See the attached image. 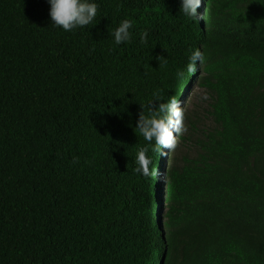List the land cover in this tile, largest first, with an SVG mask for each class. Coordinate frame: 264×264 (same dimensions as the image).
I'll return each instance as SVG.
<instances>
[{"label":"trees","instance_id":"1","mask_svg":"<svg viewBox=\"0 0 264 264\" xmlns=\"http://www.w3.org/2000/svg\"><path fill=\"white\" fill-rule=\"evenodd\" d=\"M96 3L66 32L48 0H0V264H264V0H201L194 18L180 0ZM196 49L214 126L186 116L163 195L136 124L183 97Z\"/></svg>","mask_w":264,"mask_h":264},{"label":"clouds","instance_id":"2","mask_svg":"<svg viewBox=\"0 0 264 264\" xmlns=\"http://www.w3.org/2000/svg\"><path fill=\"white\" fill-rule=\"evenodd\" d=\"M50 5V19L51 25L57 28H62L66 32L73 31L77 28H83L91 24L98 13V4L96 0H48ZM201 0H180V11L183 12L184 16L194 18L197 16L198 9L200 8ZM201 12H204L202 10ZM132 21L129 19H123L115 30L110 33L114 39L116 45L125 44L132 38ZM148 33L147 31L141 34L142 43H147ZM204 54L200 49H196L192 52L189 63L187 64V72L193 73V80H189L186 84V92L183 97L178 101L175 98L170 99L165 103H160L152 110L151 115H144L142 112L137 120L136 128L143 135L144 139L151 143L155 141V148L153 151H159L161 149V162L159 171L157 174L158 180L161 181V189L159 188L158 193L162 190V194L165 195L169 184V171L172 165L174 154L170 160V166L165 168L166 164V153L168 149L172 151V148L176 146L177 137L180 136L182 131H186L184 122L187 116L186 111L182 107V102L187 98L190 88L194 84L195 73L197 71L196 65L204 62ZM183 75V72L179 73ZM191 94V92H190ZM147 148L138 151L136 161L138 164L137 171L142 172L143 175H149V164L151 163L150 158L147 156ZM165 209L161 210V219H163ZM164 230V229H163Z\"/></svg>","mask_w":264,"mask_h":264},{"label":"rangeland","instance_id":"3","mask_svg":"<svg viewBox=\"0 0 264 264\" xmlns=\"http://www.w3.org/2000/svg\"><path fill=\"white\" fill-rule=\"evenodd\" d=\"M205 73L203 71V67L195 73V80L193 81L194 84L190 88V92H188V96L182 102V107L184 112L186 111L187 115H192L193 120L197 122L198 127L201 128H210L214 126V121L211 116L208 115V110H210V105L212 103L210 92L201 86ZM185 125V124H184ZM183 132V131H182ZM181 134V133H180ZM177 143L172 151L168 149L166 153V164L170 166V160L172 159V155H179L181 156L183 153L187 152V145H183L180 139V136L177 138ZM189 146L194 150L195 146L189 144ZM163 209H166L165 203Z\"/></svg>","mask_w":264,"mask_h":264}]
</instances>
